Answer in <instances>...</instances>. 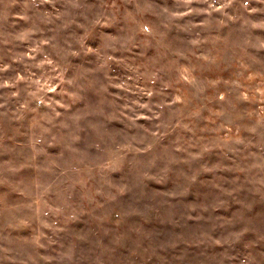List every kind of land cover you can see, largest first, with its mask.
Returning <instances> with one entry per match:
<instances>
[{"label":"rangeland","instance_id":"rangeland-1","mask_svg":"<svg viewBox=\"0 0 264 264\" xmlns=\"http://www.w3.org/2000/svg\"><path fill=\"white\" fill-rule=\"evenodd\" d=\"M0 264H264V0H0Z\"/></svg>","mask_w":264,"mask_h":264}]
</instances>
